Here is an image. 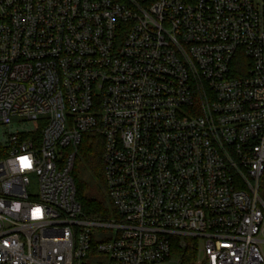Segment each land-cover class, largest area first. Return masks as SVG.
Wrapping results in <instances>:
<instances>
[{"label":"built area","instance_id":"built-area-1","mask_svg":"<svg viewBox=\"0 0 264 264\" xmlns=\"http://www.w3.org/2000/svg\"><path fill=\"white\" fill-rule=\"evenodd\" d=\"M0 264H264V0H0Z\"/></svg>","mask_w":264,"mask_h":264},{"label":"trees","instance_id":"trees-1","mask_svg":"<svg viewBox=\"0 0 264 264\" xmlns=\"http://www.w3.org/2000/svg\"><path fill=\"white\" fill-rule=\"evenodd\" d=\"M72 176L85 218L104 221L115 217L107 196L103 140L99 136L89 134L83 137Z\"/></svg>","mask_w":264,"mask_h":264},{"label":"snow or ice","instance_id":"snow-or-ice-1","mask_svg":"<svg viewBox=\"0 0 264 264\" xmlns=\"http://www.w3.org/2000/svg\"><path fill=\"white\" fill-rule=\"evenodd\" d=\"M26 159V158H25Z\"/></svg>","mask_w":264,"mask_h":264}]
</instances>
